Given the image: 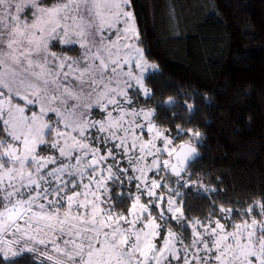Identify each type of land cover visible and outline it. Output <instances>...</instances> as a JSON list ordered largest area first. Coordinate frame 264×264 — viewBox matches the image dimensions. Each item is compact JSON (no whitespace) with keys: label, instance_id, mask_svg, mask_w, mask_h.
Instances as JSON below:
<instances>
[{"label":"snow or ice","instance_id":"1","mask_svg":"<svg viewBox=\"0 0 264 264\" xmlns=\"http://www.w3.org/2000/svg\"><path fill=\"white\" fill-rule=\"evenodd\" d=\"M141 35L133 0H0V264H264V195L198 177Z\"/></svg>","mask_w":264,"mask_h":264},{"label":"trees","instance_id":"2","mask_svg":"<svg viewBox=\"0 0 264 264\" xmlns=\"http://www.w3.org/2000/svg\"><path fill=\"white\" fill-rule=\"evenodd\" d=\"M133 10L162 72L157 98L199 107L188 124L204 135L193 170L224 189L221 203L264 195V0H133ZM190 203L207 210L206 200Z\"/></svg>","mask_w":264,"mask_h":264},{"label":"rangeland","instance_id":"3","mask_svg":"<svg viewBox=\"0 0 264 264\" xmlns=\"http://www.w3.org/2000/svg\"><path fill=\"white\" fill-rule=\"evenodd\" d=\"M148 59V58H147ZM149 60V59H148ZM149 62L150 63H155V62H153V61H151V60H149ZM159 76L160 75H158V77H157V79L159 78ZM157 79H154V80H150V81H148V84H149V86H151V87H154V88H156L155 87V85H157ZM155 84V85H154ZM158 99V98H157ZM184 102L180 99V104H183ZM180 104H178L177 105V107L175 108V110L176 111H180ZM184 118H186V115H185V117ZM177 119V122H179L180 120H181V117H177L176 118ZM168 120H163V124H165V125H168V124H171L172 123V121L170 120L169 122H167ZM185 128H187V127H191V126H189L188 124H185V125H183Z\"/></svg>","mask_w":264,"mask_h":264},{"label":"water","instance_id":"4","mask_svg":"<svg viewBox=\"0 0 264 264\" xmlns=\"http://www.w3.org/2000/svg\"><path fill=\"white\" fill-rule=\"evenodd\" d=\"M198 151H199V149H198ZM200 153V152H199ZM198 159V158H197Z\"/></svg>","mask_w":264,"mask_h":264}]
</instances>
